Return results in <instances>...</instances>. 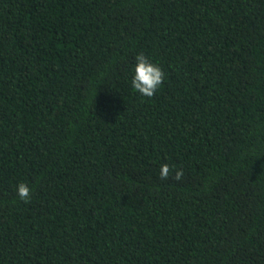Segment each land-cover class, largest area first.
Returning <instances> with one entry per match:
<instances>
[{"label":"trees","instance_id":"obj_1","mask_svg":"<svg viewBox=\"0 0 264 264\" xmlns=\"http://www.w3.org/2000/svg\"><path fill=\"white\" fill-rule=\"evenodd\" d=\"M0 264H264V0H0Z\"/></svg>","mask_w":264,"mask_h":264},{"label":"clouds","instance_id":"obj_2","mask_svg":"<svg viewBox=\"0 0 264 264\" xmlns=\"http://www.w3.org/2000/svg\"><path fill=\"white\" fill-rule=\"evenodd\" d=\"M164 78L165 73L157 63L150 60L143 53H139L136 56L134 76L131 80V86L135 91L144 97L151 98L162 85ZM170 176L175 180L183 179V168L177 169L175 165L162 164L160 167V178L168 180ZM31 191V188L25 183H20L17 186V194L25 202H30Z\"/></svg>","mask_w":264,"mask_h":264}]
</instances>
